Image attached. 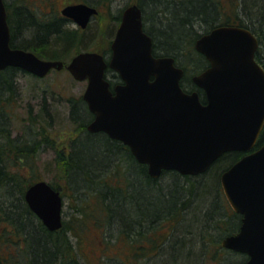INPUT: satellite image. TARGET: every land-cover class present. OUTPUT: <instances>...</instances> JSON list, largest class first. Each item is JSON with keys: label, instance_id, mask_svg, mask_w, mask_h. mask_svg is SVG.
I'll return each mask as SVG.
<instances>
[{"label": "trees", "instance_id": "1", "mask_svg": "<svg viewBox=\"0 0 264 264\" xmlns=\"http://www.w3.org/2000/svg\"><path fill=\"white\" fill-rule=\"evenodd\" d=\"M5 2L13 47L33 50L43 58L95 47L92 30L77 33L63 27V19L45 14L29 0ZM133 2L147 12L146 30L154 39L156 55H173L185 68L189 69L186 64L192 62L197 69L206 60L195 48L197 38L217 25L237 24L258 36L256 58L264 66V0H130L126 6ZM102 7V15L107 14L112 1L102 2ZM121 10L116 15L111 10L116 25ZM102 15L95 19L98 25ZM97 31L99 35L103 29L100 32L97 28L94 34ZM88 41L92 42L89 47ZM95 50L106 53V49ZM21 71L9 66L0 70V264H83L73 239L80 243L83 230L102 233L107 243L102 264H242L247 259L246 254L221 244L223 237L237 232L241 225V215L232 209L228 214L225 209L220 182L222 172L237 161L241 152H225L198 175L164 170L155 178L148 166L134 160L118 141L101 132H89L87 124L93 114L82 95L69 97L76 135L67 140V151L57 143L55 155L63 171V185L58 182L61 178L50 179L35 171V157L42 143L56 145L38 119L30 115L28 138L14 136L10 129L14 80ZM115 77L119 78L118 74ZM182 85L186 90L193 89L184 82ZM202 99L205 102V96ZM34 125L41 127L37 131L40 138L32 132ZM263 143L264 128L257 145ZM41 179L59 189L64 198L72 194L76 200L75 215L71 220L64 218L58 230H50L25 199L27 188ZM89 224L94 226L91 231ZM212 242L217 248L209 256L205 248ZM122 251L125 261L119 258ZM230 253L240 260L233 262Z\"/></svg>", "mask_w": 264, "mask_h": 264}, {"label": "water", "instance_id": "2", "mask_svg": "<svg viewBox=\"0 0 264 264\" xmlns=\"http://www.w3.org/2000/svg\"><path fill=\"white\" fill-rule=\"evenodd\" d=\"M97 8L86 3L67 5L62 13L86 27ZM8 14L0 0V70L18 66L39 76L61 60H43L35 53L12 48ZM259 40L248 28H214L196 42L211 66L194 76L203 88L186 92L183 68L173 56H155L153 39L144 30L139 6L125 8L112 42L109 62L96 51L77 54L68 69L88 80L84 99L95 113L92 132L106 131L131 147L138 161L158 178L164 170L198 175L227 151H249L264 128V67L255 55ZM125 81L111 89L106 68ZM214 161V162H213ZM209 169V168H208ZM221 183L234 210L243 215L240 229L222 245L245 253L242 264H264V143L221 174ZM30 208L50 230L63 225V197L48 181L39 180L25 193Z\"/></svg>", "mask_w": 264, "mask_h": 264}, {"label": "rangeland", "instance_id": "3", "mask_svg": "<svg viewBox=\"0 0 264 264\" xmlns=\"http://www.w3.org/2000/svg\"><path fill=\"white\" fill-rule=\"evenodd\" d=\"M93 1L98 3L99 5H102V2H106L107 0ZM111 1V10L113 13L112 15H116L121 9H124V7L130 0ZM29 2H34L43 11H45V6L47 5L52 6V4L57 3L55 5L56 9H62L66 4V0H29ZM111 10H109L107 14L104 13L102 15L101 13L102 21H100L102 22V28L101 24L98 25L97 21H93V23L91 24V28L89 30H92L91 32H93L91 33V39L95 38V47H92L90 49L95 50L97 47L101 49H108L111 38L118 26V24L116 25V23L112 21V15H110ZM97 28L100 32L101 29H103L102 33H100L99 35H97L98 31L96 32V34H94V31H96ZM109 31H111V33ZM90 43L92 42H89V44L87 45L88 47L90 46ZM82 47L84 46L82 45ZM83 49L85 50V48ZM186 65L189 67V74H187L188 78L185 79L184 83L190 86L191 83L189 82V78L197 74L198 71L195 70L192 62H189V64ZM86 86L87 81L76 80L66 68L62 70L55 69L51 71L47 76L42 78H38L32 74L21 71L20 73H18V76L14 80L16 94H14V96L12 97V107H10L9 110V115L11 116V119L9 120L10 129H12V133L14 134V136L28 138L26 128H28L30 115L38 119L37 121L43 126L45 130L44 132L47 133L51 139L56 140V145H54L53 147L50 144L48 145L46 143H42L40 151L37 152L38 155L35 157V171L41 176H46L50 179L61 178V180L58 182L62 183L63 185L65 183V181H63L62 179V177H64L63 171L61 172V170L58 168V161L55 158L58 149L57 143L62 149L67 151L69 149L67 140L75 138L76 126L74 124H76V122L75 118L73 120V113L71 112L72 104L70 101H68V98L74 97V99H77V97H80L83 94ZM7 106L9 107V104ZM45 118L50 120V123ZM33 128L34 129L32 132H39V129L41 127L38 128V126L34 125ZM32 132L30 134H33ZM26 171L28 172L30 170L27 169ZM67 195L68 197L65 198L64 205V218L71 220L73 215H75L74 213H76V208H74L76 200L72 197V194ZM224 199L227 207H225V209L226 211H228V214H230L229 210L232 209V207L225 197ZM77 201L80 202L81 200ZM88 227L90 231L94 229V226L91 224H89ZM80 232L82 233V237H79V240L81 242L78 243L76 238L73 239L76 248L79 251V257L82 263L102 264V261L106 260V256H104L103 252L104 248H106L107 246V243L102 240V233L100 232V230L92 232L83 230ZM110 245L112 246V244ZM118 248L119 247H117V249ZM216 248L217 245L212 242L205 248V253L211 256V253L214 252ZM230 255V259L233 262L240 260V257H238L237 255L232 253H230ZM119 258H121L122 261H125L127 259L125 251H122L120 253ZM150 260L148 261V263L150 262Z\"/></svg>", "mask_w": 264, "mask_h": 264}, {"label": "flooded vegetation", "instance_id": "4", "mask_svg": "<svg viewBox=\"0 0 264 264\" xmlns=\"http://www.w3.org/2000/svg\"><path fill=\"white\" fill-rule=\"evenodd\" d=\"M223 1H225V2H227V3H229L228 1L229 0H223ZM75 3H87V4H90V5H92V6H95V7H97V9H98V13L96 14V15H94V16H92L91 17V19H90V21H89V23L87 24V26L86 27H82L81 25H79L76 21H75V19L74 18H72V17H69V16H66V15H64L63 13H62V11H61V9H56L57 11H55V9L53 8V4H52V6H49V5H47V6H45V11H43L42 9H40V7L38 6V8L42 11V12H44L45 14H47V15H51V14H53L55 17H58V18H60V19H63V21H62V23H63V27H66V28H68V29H70V30H72V31H76L77 33H83V32H85V31H89V29L91 28L90 26H91V24L93 23V21H95V19L103 12V7H102V5H99L98 3H96V2H93V1H89V0H73V1H69V2H67L66 3V5H68V4H75ZM130 5H137V6H139L140 7V9H141V11H142V19H143V24H144V27H145V30H146V25H147V23H146V14H147V12H146V10H145V8H143V6H141L139 3H137V2H133L132 4H130ZM124 10V9H123ZM123 10L121 11V17H122V15H123ZM232 16L231 17H235L234 16V14L231 12L230 13ZM220 17H223V16H221L220 15ZM121 21V20H120ZM118 27V26H117ZM116 31H117V28H116V30H115V32H114V34H113V36H112V38H111V41H110V44H109V48L108 49H106V57L107 58H110L111 57V55H112V48H111V45H112V40H113V38H114V36H115V34H116ZM149 33V32H148ZM150 34V33H149ZM151 35V34H150ZM152 36V35H151ZM153 38V37H152ZM199 38V37H198ZM197 38V39H198ZM153 47H154V39H153ZM62 55V54H61ZM75 56V54L74 55H70V53L68 52V51H66L65 52V54H63L62 55V57H60V56H55V55H51L48 59H50V60H63V62H64V66H63V69L64 68H67V66H68V63L72 60V58ZM159 56H167V55H159ZM171 56H173V55H171ZM204 56V55H203ZM173 57H175V56H173ZM175 60L177 61V59H176V57H175ZM177 65H179L180 67H182L183 69H184V75H183V78H182V83L184 82L183 80H184V78L186 79V78H188L187 76V74H188V69L187 68H185L184 66H182L181 64H179L178 62H177ZM210 66V62L206 59L205 60V62L202 64V66H200V67H197V69H195V70H197L198 71V73L197 74H199V73H201V72H203V71H205L206 69H208V67ZM196 68V67H195ZM197 74H195V75H197ZM195 75H193L192 77H190L189 78V82L191 83L190 85L191 86H193V89L192 90H187V91H193V90H197V91H200L199 93H200V95H201V97H203V96H205V93H204V91H203V89H201L200 87H198V85L195 83V81H194V76ZM108 77L111 79V81L112 82H115V83H121V82H123V80L121 79V77H115V73H111V75H108ZM39 78V77H38ZM184 88V87H183ZM185 89V88H184ZM94 117V116H93ZM93 117L90 119V121L93 119ZM89 121V122H90ZM87 126H88V124H87ZM87 130H88V128H87ZM89 131V130H88ZM89 132H91V131H89ZM99 132H101V133H103L104 135H106L107 137H109V138H111L112 140H116V141H118L119 142V144L120 145H123V147L124 148H126L129 152H130V154H132L133 155V158H134V160H138L137 159V157L134 155V153L131 151V148H130V146L129 145H127V144H125L124 143V141H122V140H120V139H116V138H113V137H111L106 131H98V132H93V133H99ZM239 152H241V154H240V156L236 159V160H240L244 155H246L247 154V152H243V151H239ZM117 159H119V158H117ZM116 159V160H117ZM241 220H242V216H241Z\"/></svg>", "mask_w": 264, "mask_h": 264}, {"label": "bare ground", "instance_id": "5", "mask_svg": "<svg viewBox=\"0 0 264 264\" xmlns=\"http://www.w3.org/2000/svg\"><path fill=\"white\" fill-rule=\"evenodd\" d=\"M223 154H224V153H223ZM223 154H222V155H223ZM222 155H220V156H222ZM220 156H219V157H220ZM219 157H218V158H219ZM218 158H217V159H218ZM217 159H216V160H217ZM213 162H214V161H213ZM209 167H210V166H209ZM209 167H208V168H209ZM208 168L206 169V171L208 170Z\"/></svg>", "mask_w": 264, "mask_h": 264}]
</instances>
